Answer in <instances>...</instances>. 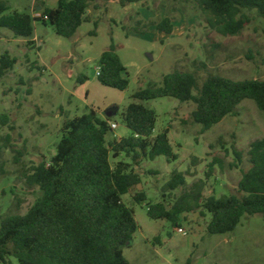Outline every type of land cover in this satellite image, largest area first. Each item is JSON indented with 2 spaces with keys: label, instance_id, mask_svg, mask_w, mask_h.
Instances as JSON below:
<instances>
[{
  "label": "rangeland",
  "instance_id": "1",
  "mask_svg": "<svg viewBox=\"0 0 264 264\" xmlns=\"http://www.w3.org/2000/svg\"><path fill=\"white\" fill-rule=\"evenodd\" d=\"M46 1L9 0L6 14L18 11L39 18L37 7ZM47 6L55 8L57 0H49ZM91 9L89 21L70 39L39 20L28 39L0 27V58L7 52L17 60L0 79V223L8 216H24L42 197L23 175L56 156L68 118L91 109L102 117L114 111L111 120L118 129L107 136L111 142L132 135L123 116L135 102L133 95L160 85L176 70L195 72L200 85L209 75L264 80V20L256 11H246L251 22L241 35L223 37L207 25L194 0H139L126 8L118 1L101 0ZM165 18L174 22L176 32L158 39L155 24ZM29 41L35 44L29 46ZM112 45L127 68L130 84L125 91L98 81L100 57ZM143 104L157 114L155 135L171 130L169 139L178 159L168 162L159 157L134 168L140 183L124 200L134 209L139 229L124 248L126 259L131 264H264L262 214L243 216L235 231L223 235L207 232L211 216L203 210L183 214L178 227L148 216L149 204L165 202L172 208L184 194L199 192L206 199L235 192L250 167L251 143L264 139V111L245 100L237 115L204 132L192 120L193 103L162 98ZM235 151L243 154L238 167ZM124 159L122 155L113 162ZM175 172L185 174L187 185L169 191L167 184ZM138 192L146 193L147 202H133ZM11 262L18 264L15 258Z\"/></svg>",
  "mask_w": 264,
  "mask_h": 264
},
{
  "label": "trees",
  "instance_id": "2",
  "mask_svg": "<svg viewBox=\"0 0 264 264\" xmlns=\"http://www.w3.org/2000/svg\"><path fill=\"white\" fill-rule=\"evenodd\" d=\"M99 1L57 0L55 8L41 5V16L36 18L18 11L6 14L9 0H0V27L28 39L34 35V22L39 20L51 25L58 36L70 39L89 21L88 11ZM104 1H118L125 8L139 0ZM194 1L207 25L223 37L241 35L251 22L246 11H256L264 20V0ZM155 26L167 35L174 31L169 18ZM34 44L35 41L28 42L29 46ZM16 63L9 53L2 54L0 79ZM201 65L206 68L205 63ZM98 68V81L103 86L119 91L128 89L127 68L115 45L102 53ZM162 98L195 104L192 120L206 132L226 117L237 115L245 100L253 101L264 111V80L209 75L200 85L195 72L176 70L165 75L160 85H151L133 95L135 102L123 116L132 135L111 142L107 141L113 131L111 119L102 118L96 110L68 118L56 156L23 175L28 186L40 189L42 197L24 216H8L0 223L1 264H12L11 258L18 264H131L124 248L132 244L139 224L124 197L140 183L134 168L142 161L159 157L168 162L178 159L169 139L171 130L155 135L157 114L143 104ZM5 119L7 116L2 121ZM234 154L237 162L234 167H238L243 163V154L238 151ZM122 155L124 160L113 162ZM248 157L250 167L243 172L235 192L206 199L199 192L184 194L172 208L165 202L149 204V218L178 227L183 214L203 210L211 216L207 232L223 235L235 231L245 215H264V139L251 143ZM214 167L211 163V172ZM186 185L185 174L175 172L167 189L175 191ZM147 200L144 192L133 196L135 204Z\"/></svg>",
  "mask_w": 264,
  "mask_h": 264
},
{
  "label": "crops",
  "instance_id": "3",
  "mask_svg": "<svg viewBox=\"0 0 264 264\" xmlns=\"http://www.w3.org/2000/svg\"><path fill=\"white\" fill-rule=\"evenodd\" d=\"M49 1V0H48ZM48 1H46L45 2V5L44 6H46V7H48L47 6V3H48ZM34 4H35V2H34ZM34 4H33V6H34ZM135 4V3H134ZM132 5V4H131ZM130 6V5H129ZM128 7V6H127ZM50 8V7H49ZM126 8V7H125ZM42 10H43V8H42V6L40 5V6H38L37 7V11H39V12H41L42 13ZM88 14L90 15V16H92L93 15V11H92V9H90L89 11H88ZM172 24L174 25V31H173V33L172 34H170V35H167V34H165V33H162V32H160V31H158V36H157V38L159 39H165V37L166 36H173L174 37V34H175V32H176V26H175V24H174V22L172 21ZM95 110V109H94ZM114 111H112V110H110V111H108V112H106L105 113V116H101L102 118H110L111 119V117L114 115ZM111 123H113L112 122V120H111ZM118 129V128H117ZM117 129H115V130H117ZM115 130H113V131H115ZM117 140H120V138L118 137V138H116Z\"/></svg>",
  "mask_w": 264,
  "mask_h": 264
},
{
  "label": "built area",
  "instance_id": "4",
  "mask_svg": "<svg viewBox=\"0 0 264 264\" xmlns=\"http://www.w3.org/2000/svg\"><path fill=\"white\" fill-rule=\"evenodd\" d=\"M99 74H100V69L98 68L97 76H99ZM111 128H112V130H115V129L118 128V125L115 124V123H111ZM178 232L181 233V234L186 235L185 231H184L182 228H179V229H178Z\"/></svg>",
  "mask_w": 264,
  "mask_h": 264
}]
</instances>
